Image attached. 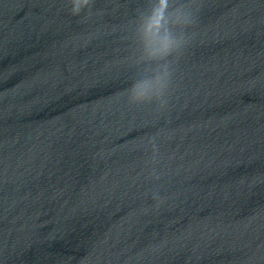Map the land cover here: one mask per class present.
Segmentation results:
<instances>
[{"label": "clouds", "instance_id": "clouds-1", "mask_svg": "<svg viewBox=\"0 0 264 264\" xmlns=\"http://www.w3.org/2000/svg\"><path fill=\"white\" fill-rule=\"evenodd\" d=\"M80 11V8L79 7H74L73 8V14H78ZM169 39H173V37L171 36V34L169 35Z\"/></svg>", "mask_w": 264, "mask_h": 264}]
</instances>
